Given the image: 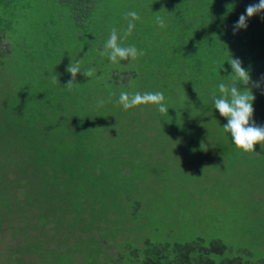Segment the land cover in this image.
<instances>
[{
  "label": "rangeland",
  "instance_id": "rangeland-1",
  "mask_svg": "<svg viewBox=\"0 0 264 264\" xmlns=\"http://www.w3.org/2000/svg\"><path fill=\"white\" fill-rule=\"evenodd\" d=\"M164 1L98 0L87 18L75 22L58 0H0L2 49L11 50L0 64V110L9 99L18 105L32 99L44 107L48 97L63 91L60 77L71 79L66 69L75 60L81 70L94 64L96 72L118 75L116 86L99 84L96 99L65 103L71 114L76 108L97 111L99 126L86 132L82 158L100 195L92 191L74 205L61 203L68 210L59 232L51 224L23 231L20 223L13 228L0 217V264H120L146 241L196 239L205 245L222 241L224 256L244 264L264 260V148L256 144L254 153H243L223 131L227 120L210 96L214 90L219 95L218 85L231 78L219 79L194 64L183 68L188 51L169 36L166 20L167 27L159 28L154 19ZM132 10L140 19L123 45L134 44L144 55L113 64L98 49L113 27L126 29L125 13ZM82 79L78 73L76 85ZM76 85L71 90L81 91ZM121 91H162L168 114L148 105L124 110L116 103ZM261 104L253 105L258 126H264ZM64 115L54 114V120L66 128ZM67 138L78 148L75 136Z\"/></svg>",
  "mask_w": 264,
  "mask_h": 264
},
{
  "label": "trees",
  "instance_id": "trees-1",
  "mask_svg": "<svg viewBox=\"0 0 264 264\" xmlns=\"http://www.w3.org/2000/svg\"><path fill=\"white\" fill-rule=\"evenodd\" d=\"M58 1L68 8L70 18L75 22L87 18L98 2ZM257 2L258 0L164 1V10L159 13V17L170 24L169 36H174L173 39L180 46H185L189 54L183 62V68L194 64L210 75L215 73L219 79H227L232 72L226 62L230 54L239 58L242 66L250 70L252 81H258L264 76V13L250 18L246 29L233 34V25L239 16L245 13L249 4ZM4 39L5 32L0 28V64L11 52L10 49H2ZM94 66L92 64L89 68ZM65 78L62 76L59 79V86L63 91H59L55 98L48 97L44 107L36 106L39 102L32 99L30 105H23L21 102L18 105L9 99L7 106L0 110V217L10 227L15 228L14 224L20 223L17 227L26 231L51 224L59 232L62 230L59 228L64 226L62 221L68 210L61 203L66 206L77 203L79 199L91 197L92 191L96 196L100 195L96 194L97 180L93 176L94 172L85 170L82 158L86 155L85 147H82L86 132L89 133L93 124L99 126L96 121L97 111L91 110L90 113L87 108H76L71 114L65 103L96 99L97 88L99 93L102 92L99 84L102 83L105 88L116 86L118 75L96 72L94 77H84L76 85L81 91L64 89L67 82ZM102 79L106 81L103 83ZM199 82L202 84L207 80ZM91 88L92 92L88 93L87 90ZM252 92L255 96L253 105L257 103L262 106L264 84L259 89L254 88ZM210 97L213 98L212 94ZM52 101L59 103L51 105ZM54 114H65L62 121H65L66 128L62 127V122H55ZM55 133L61 137L55 139ZM68 134L77 138L78 148L70 146ZM92 182L93 186H89ZM16 216L20 219L17 220L19 217ZM27 222L30 223L28 226H22ZM226 251V246L220 240H212L208 245L202 239L175 243L146 241L142 248L130 252L129 262L121 260L118 263L244 264L238 257L224 256ZM213 256L222 258L215 261ZM257 264H264V260Z\"/></svg>",
  "mask_w": 264,
  "mask_h": 264
},
{
  "label": "clouds",
  "instance_id": "clouds-1",
  "mask_svg": "<svg viewBox=\"0 0 264 264\" xmlns=\"http://www.w3.org/2000/svg\"><path fill=\"white\" fill-rule=\"evenodd\" d=\"M260 13H264V0H258L257 3L249 4L245 9V13L241 14L233 25V34L235 35L237 31L246 29L247 21ZM139 19L140 15L137 11L126 12V29L121 33L113 27L103 49H98V54L106 56L113 64H117L121 60H136L142 57L144 55L143 50L137 49L134 44L123 45V41L132 35L136 21ZM157 26L159 28L167 27L162 17L157 16ZM226 62L232 70L231 75H229L231 80L229 84L220 83L218 85L219 95H217L215 90L212 92L213 107L219 112L221 117L226 118L227 123L222 129L225 133L230 134L232 143L236 149L243 153H254V146L256 144H260L264 148V126H258L253 120V101L255 96L252 89L261 88L262 84H264V76L258 81H252L250 70L242 66V61L239 58H234L230 54ZM66 71L71 76V79L63 87L66 90H70L76 85L75 77L78 73H82L86 78L96 75L95 68L81 70L80 60L70 62ZM51 81L53 83L58 82L57 75L52 74ZM240 86L244 87L241 88ZM112 95L114 94L110 93L109 101ZM164 101L165 95L162 91H147L143 93L121 91L116 103L122 106L124 110L148 105L154 106L159 113L168 114L169 107ZM104 103L103 99L97 101L98 106H102Z\"/></svg>",
  "mask_w": 264,
  "mask_h": 264
}]
</instances>
